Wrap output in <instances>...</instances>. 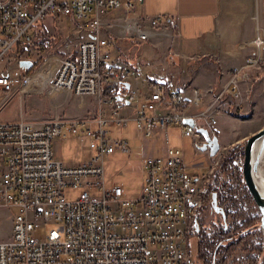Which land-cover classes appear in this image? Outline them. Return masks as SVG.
Returning <instances> with one entry per match:
<instances>
[{
  "label": "built area",
  "instance_id": "obj_1",
  "mask_svg": "<svg viewBox=\"0 0 264 264\" xmlns=\"http://www.w3.org/2000/svg\"><path fill=\"white\" fill-rule=\"evenodd\" d=\"M47 18L63 22L68 31L47 84L50 94L92 97L98 112L93 118L43 123L0 121V210L12 215L10 239L0 242V264H194L189 236L210 202V177L220 158L198 176L187 170L182 150L167 147L163 155L143 160L141 193L129 197L121 186L107 185L103 167L105 156L129 155V142L110 139L106 129L133 123L145 139L163 133L166 143L167 130L178 129L199 153L204 140L196 128L210 132L217 125L226 95L239 106L240 85L263 62L264 38L251 41L253 54L231 70L227 86L205 104L210 91L194 89L185 97L158 83L144 84L133 65L112 63L116 39L141 44L177 35L167 17L139 14L136 0H3L0 64L14 47L19 58L0 65L1 93L18 88L26 93L25 81L35 71L24 77L19 62L30 60L20 56L34 39L29 30ZM56 139H79L92 155L83 164L66 166L55 158ZM67 189L78 191L77 198L66 199Z\"/></svg>",
  "mask_w": 264,
  "mask_h": 264
},
{
  "label": "rangeland",
  "instance_id": "obj_2",
  "mask_svg": "<svg viewBox=\"0 0 264 264\" xmlns=\"http://www.w3.org/2000/svg\"><path fill=\"white\" fill-rule=\"evenodd\" d=\"M3 1V0H0ZM29 34L34 36L31 44L24 45L27 52L20 57L32 61L34 64L39 61V66L32 74L38 80L36 89L38 92H33V88L27 89L30 92L20 93V89H15L11 93L0 92V121L16 122L24 120L32 123H43L46 120L55 118H93L98 112V103L92 97L79 98L70 93H53L50 94L47 86L53 70L57 67L58 58L61 54V42L66 38L68 40V31L64 27L63 22L54 24L51 18H47L43 22L35 24ZM111 52L113 54L112 63L122 64L124 62L133 65L139 71L140 80H145L148 84L151 83L148 77H155L158 80L164 81L166 77L164 73H168L172 66L160 64L161 55L158 53L156 59L151 56L152 53L142 46L146 43H134L129 40L116 39L113 42ZM19 49V48H18ZM17 47H14L3 59L0 65L15 64L19 56L16 55ZM154 50H157L154 48ZM26 53V54H25ZM16 56V57H15ZM160 57V58H159ZM46 60V62H45ZM139 62V63H137ZM45 63V64H44ZM33 64V65H34ZM181 73H186L187 68L182 67ZM21 74L24 76L25 71ZM181 80V78H180ZM144 82V81H143ZM169 83V82H167ZM182 83V84H181ZM178 85H182L186 90H196L191 88L189 82L179 81ZM199 90V89H198ZM208 91V90H207ZM190 96V95H189ZM233 102L231 108L233 109ZM222 111V109L220 110ZM241 108L236 107L231 112H221L217 117V125L210 129L212 135H216L220 143V153L217 157L209 158L208 153H198L194 148L191 139L183 138L178 129L169 128L167 130V143L163 134L151 139H145L142 134L136 130L133 123H129L127 128H108L110 131V139H125L129 142L131 153L124 155L115 152L110 156H105L103 159V167L105 170L107 185H119L123 188L125 194L129 197L138 196L141 193V185L144 176L143 160L150 156H155L160 153L162 147H176L182 150L184 154V165L187 170L195 175L201 176L207 174L209 169L215 167L216 160L219 159L217 168L222 162L229 161V172L225 183L234 189L238 194V205L240 207V216L235 220L240 225L245 221H250L255 218H260V214L255 203L245 199L242 190V154L243 144L251 135L255 134L264 126V106L257 107L254 112L252 103L249 102V111L240 112ZM109 113V112H108ZM126 115V110L122 112ZM107 116V112L105 113ZM209 131V130H208ZM53 152L55 158L62 161L66 166H77L88 161L92 152L88 146L82 143L79 139L70 140H54ZM237 160L236 166H233V161ZM215 172V171H214ZM213 172V174H214ZM212 174V175H213ZM211 175V176H212ZM211 182V177H210ZM244 183V182H243ZM245 185V184H244ZM239 189V190H238ZM212 192V190H211ZM214 192V191H213ZM78 191L67 189L65 197L68 200H74L78 196ZM210 191L208 186L207 197L209 198ZM244 195V196H243ZM211 204L207 203L199 217L197 218L196 227L198 231L190 232L188 247L194 259V264H211L210 258L207 256L208 250L203 248V256L197 253V244L199 236H215L221 228V217L217 215ZM12 215L9 210H0V242H6L10 239L12 232ZM227 228L234 230V222L231 218L226 220ZM224 225V224H223ZM260 225V223H259ZM200 232V234L198 233ZM252 236L249 243L263 244L264 235L261 230V237ZM261 238V240H260ZM197 247V248H196ZM253 255L251 252L244 251L242 247H238L227 260L226 264H248ZM258 264H264V258H257Z\"/></svg>",
  "mask_w": 264,
  "mask_h": 264
},
{
  "label": "crops",
  "instance_id": "obj_3",
  "mask_svg": "<svg viewBox=\"0 0 264 264\" xmlns=\"http://www.w3.org/2000/svg\"><path fill=\"white\" fill-rule=\"evenodd\" d=\"M136 1L139 14L165 16L177 33L170 40L158 39L142 46V49L152 53L153 59L159 53L160 64H171L173 67L172 71L168 70L169 74L164 73V81L155 77L147 79L189 97L190 90L178 85L179 81H187L191 88L203 93L210 91L204 98L205 104L227 86L231 70L241 67L245 59L253 54L251 41L257 35L264 38V0ZM262 59L258 68L249 71V80L240 85L241 98L237 106L241 108L240 112L249 111V102L253 106L252 112L264 106V47ZM182 67L188 71L181 73L178 68ZM224 100L226 105L221 112L234 110L237 103L227 95ZM166 148H160L157 155H163Z\"/></svg>",
  "mask_w": 264,
  "mask_h": 264
},
{
  "label": "trees",
  "instance_id": "obj_4",
  "mask_svg": "<svg viewBox=\"0 0 264 264\" xmlns=\"http://www.w3.org/2000/svg\"><path fill=\"white\" fill-rule=\"evenodd\" d=\"M39 61L33 65V68L30 71H25L24 77L27 78L33 73V71L39 66ZM229 169V161L227 160L222 162L220 166L216 168L214 174L211 176V182L209 184L210 194L208 196L210 198L209 204H211V196L213 193L216 194L218 206L223 209L226 220L229 221L231 218L233 219L235 229L233 231L230 230L229 227L225 229L221 219L220 234L218 232L211 238L205 234H203L204 236H199L197 244L198 248L196 247L198 250L197 253L204 258V248V250L209 251L207 256L210 258L211 264H226L230 255L237 250L238 247H242L244 251L251 252L253 255V257L249 259L248 264H258L257 258H264L263 244L261 242H258V244H251L249 243V239L254 235L261 237V228L259 225L260 218H255L249 222L245 221L241 225L236 223L235 220L240 216L241 211L238 205L237 192L230 188L227 185V182L225 183V178L227 179L228 177ZM240 184L241 186L243 185L242 190L245 199L253 203V199L248 193L244 183L241 182ZM196 229L197 228H193V231L195 232ZM198 233L200 234V232Z\"/></svg>",
  "mask_w": 264,
  "mask_h": 264
},
{
  "label": "water",
  "instance_id": "obj_5",
  "mask_svg": "<svg viewBox=\"0 0 264 264\" xmlns=\"http://www.w3.org/2000/svg\"><path fill=\"white\" fill-rule=\"evenodd\" d=\"M20 68L25 71H30L33 68V63L30 61H20ZM126 90H129V84H124ZM121 97L118 96L116 101L119 102ZM129 104V102H126ZM184 124L195 127L192 120H185ZM196 131L201 135L204 140V145L200 148L201 153H208L209 158L217 156L220 150V143L216 135H212L205 128H196ZM264 163V126L255 134L248 137L243 144L242 154V178L248 193L251 195L258 212L260 214V228L264 235V197L260 196L257 189L254 175L258 172L260 163ZM212 210L221 217L226 228V216L223 209L217 204L216 194L211 196Z\"/></svg>",
  "mask_w": 264,
  "mask_h": 264
},
{
  "label": "bare ground",
  "instance_id": "obj_6",
  "mask_svg": "<svg viewBox=\"0 0 264 264\" xmlns=\"http://www.w3.org/2000/svg\"><path fill=\"white\" fill-rule=\"evenodd\" d=\"M38 83L34 75H31L25 81L24 89H31ZM254 180L259 191L260 196L264 197V163H260L258 172L254 175Z\"/></svg>",
  "mask_w": 264,
  "mask_h": 264
},
{
  "label": "flooded vegetation",
  "instance_id": "obj_7",
  "mask_svg": "<svg viewBox=\"0 0 264 264\" xmlns=\"http://www.w3.org/2000/svg\"><path fill=\"white\" fill-rule=\"evenodd\" d=\"M225 229H227V226H226V228ZM198 231V229H196V232Z\"/></svg>",
  "mask_w": 264,
  "mask_h": 264
}]
</instances>
